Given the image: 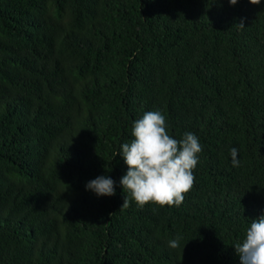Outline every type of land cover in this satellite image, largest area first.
<instances>
[{
    "label": "trees",
    "instance_id": "trees-1",
    "mask_svg": "<svg viewBox=\"0 0 264 264\" xmlns=\"http://www.w3.org/2000/svg\"><path fill=\"white\" fill-rule=\"evenodd\" d=\"M148 111L202 146L178 207L120 184ZM261 215L264 0H0V264H240Z\"/></svg>",
    "mask_w": 264,
    "mask_h": 264
},
{
    "label": "clouds",
    "instance_id": "clouds-1",
    "mask_svg": "<svg viewBox=\"0 0 264 264\" xmlns=\"http://www.w3.org/2000/svg\"><path fill=\"white\" fill-rule=\"evenodd\" d=\"M261 0H250L259 5ZM235 5L237 0H229ZM244 27L243 19L239 22ZM134 139L121 146L122 155L128 170L120 180L123 190L143 208L152 203L163 206H180L185 195L195 182L193 170L198 164V154L202 152L199 138L192 132H185L182 139L173 138L168 132L166 117L160 111L145 112L142 118L134 121ZM233 167L240 161L238 149L230 151ZM86 190L97 196L115 195V182L108 176H98L86 184ZM129 206L125 196L121 208ZM180 237L169 241V247H179ZM240 264H264V215L253 219L246 230L242 242L234 245Z\"/></svg>",
    "mask_w": 264,
    "mask_h": 264
}]
</instances>
